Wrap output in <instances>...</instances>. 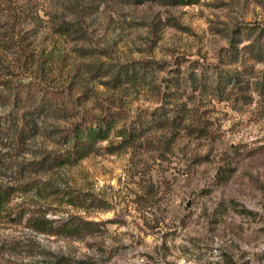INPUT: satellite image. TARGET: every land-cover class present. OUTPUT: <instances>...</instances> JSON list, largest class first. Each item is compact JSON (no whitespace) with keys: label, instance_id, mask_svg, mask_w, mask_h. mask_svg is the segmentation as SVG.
Listing matches in <instances>:
<instances>
[{"label":"rangeland","instance_id":"374dc122","mask_svg":"<svg viewBox=\"0 0 264 264\" xmlns=\"http://www.w3.org/2000/svg\"><path fill=\"white\" fill-rule=\"evenodd\" d=\"M28 81L58 96L22 145L0 103V264H264V0H0V95ZM91 114L119 118L57 164Z\"/></svg>","mask_w":264,"mask_h":264},{"label":"trees","instance_id":"16d2710c","mask_svg":"<svg viewBox=\"0 0 264 264\" xmlns=\"http://www.w3.org/2000/svg\"><path fill=\"white\" fill-rule=\"evenodd\" d=\"M142 1V0H140ZM177 3H193L196 0H169ZM225 78L228 79L229 75H225ZM57 92L50 91L45 88L41 83L28 81V82H20L16 86V92L14 94V98L0 95V103H6L8 99L13 103L16 108L21 110L20 113H16L15 111H11L9 116L5 118V122L8 124L9 128H11L12 135L14 134L13 140L17 145H22L23 140L29 137L33 132V119L31 117L32 110L31 106L34 102H36L39 98L43 101H46L47 104L53 105L51 101L57 98ZM148 118L150 116H147ZM153 117V116H152ZM169 115L163 114L162 117L158 116V118L163 121V123L169 121ZM119 116L110 115V114H91L88 118H85L81 121L75 123L71 131L69 132V136L71 140H73L71 148L67 149L64 153H58L53 156V161H56L57 164L66 163V162H75L78 158L82 157V155L87 151L86 149L93 145L98 139H106L109 137L112 128L117 124ZM21 121L19 124L18 121ZM5 125V124H4ZM6 163L4 158H0V174L1 166ZM16 186L5 182L0 177V220L4 217L11 214V211L8 209L9 202L11 201L13 195L15 194ZM24 214H21L20 217H23ZM21 219V218H20ZM52 221L45 217H38L33 219V225L38 230H44L48 227H51ZM66 224L65 229L70 234H80L91 224L90 221L82 220L76 221L73 223ZM8 247V244L0 242V254L4 249ZM58 264H69V260L67 258L62 257L57 261ZM56 264V263H55Z\"/></svg>","mask_w":264,"mask_h":264}]
</instances>
